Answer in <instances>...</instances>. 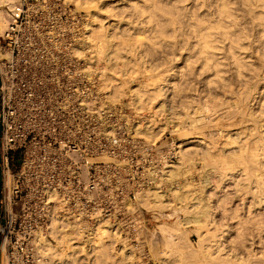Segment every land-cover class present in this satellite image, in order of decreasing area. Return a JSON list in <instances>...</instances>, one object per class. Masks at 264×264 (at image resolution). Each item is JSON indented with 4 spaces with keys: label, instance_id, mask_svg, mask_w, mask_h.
<instances>
[{
    "label": "built area",
    "instance_id": "2783aa9c",
    "mask_svg": "<svg viewBox=\"0 0 264 264\" xmlns=\"http://www.w3.org/2000/svg\"><path fill=\"white\" fill-rule=\"evenodd\" d=\"M3 7L0 264H52L40 234L86 247L112 232L115 246L138 248L159 219L139 197L163 191L178 151L147 140L129 102L114 101L97 51L83 47L87 17L74 2Z\"/></svg>",
    "mask_w": 264,
    "mask_h": 264
},
{
    "label": "rangeland",
    "instance_id": "374dc122",
    "mask_svg": "<svg viewBox=\"0 0 264 264\" xmlns=\"http://www.w3.org/2000/svg\"><path fill=\"white\" fill-rule=\"evenodd\" d=\"M70 1H72L76 4V2L74 0H70ZM105 1L108 2L111 9H109V12H107L108 17L105 13L103 15L104 20L102 23H103L104 28H100L99 22L91 20L89 15H90V11L94 10L92 6H91L89 12L87 10L88 6L84 9L79 8L77 4H76V6L79 10H83V12L85 13V16L87 17L86 19L88 22L92 23L91 21H93L92 29L97 30V32L95 31L96 34L98 33L97 39L100 37V39L107 40V37L110 35L111 38L108 37V39L115 41L118 46L121 45V46H119L120 47L119 49H122V50H120L121 51L120 56H119L120 58L118 57L120 63L117 62L118 64H116L117 65L116 67L114 66L115 65L114 61H113L114 64L111 62V64H109V66H107L106 63L103 62V60H101V58H100L101 61L99 64L101 67V72L103 74L102 76H103V78L105 77V83L109 84V86L113 89L114 101L121 102L124 100V101L129 102L132 111L134 112V114H136L138 116L141 127L143 128V129H141V132L143 134L146 133V134H144L145 138L149 141L157 142V145L162 146L163 151H165V153H166V152L172 151V150L178 151L177 147L179 145V142L184 140L185 138L188 139V138L194 137L195 140L192 138V139H190V141H192V140L197 141L198 138L202 137L203 138L202 143L203 144L207 143V145L211 146L212 150L214 151V153L217 156H220L222 154L221 153L222 149H226V147H227V150H228V149L235 147L237 145V144L231 145L232 141L228 140L229 139L228 136L232 135L234 138V136H235L234 134H236V132L238 130L242 131V133H243V136L241 135V137L243 139L242 141L245 142L244 138L247 135L245 128L246 127L248 128L252 123L249 124L250 122H248L245 124H239L237 121L233 122L231 120H226V118H223L219 115V113L221 111L219 113L218 112L213 113V112L209 111V109L207 107L204 106L205 103L202 104L203 105V111H201V113H197L195 115L198 117H200L202 115V117L204 119V121L202 120V124L201 123L199 125L197 124L198 126L194 127L190 123V122H192L191 119L193 120V118H192L193 114L191 115V111L189 112L190 108L187 109L189 97L191 96V94L196 93L197 95H200L202 93V90L204 89V80L207 77V75L209 74L208 72L211 71V70H208L204 73L202 72L201 74H199V76L198 75L192 76L193 77L192 78L190 74L187 75L189 73V70L187 68V71H186V69H185L186 66H184L185 64H184V59L182 58V56L185 58V56L188 54V51H190L192 49V47L186 48V46H192L191 43L193 42V40H192L193 38H191L193 36V28H192V30L189 29L191 27L189 24L192 21L194 22V20L191 19L192 14H188V12L189 11L191 12V10H192V8H191L192 0H187V1L186 0H173V2H170L172 0H166V2H164L165 0H162L164 3H161V1L158 0L160 5H163V6L166 5L165 8H167L166 10H168V12H169L170 7H172V5H173L174 9L173 8H172V10L170 9V12L171 11L175 12V9H176L175 6H178L177 9H180L181 11L183 8H184V10H186L185 11L186 14L184 13V10L182 12H179L180 14H178V11L176 9V11H177L176 14H178L180 19L182 18L181 21L185 20L184 22L186 24L185 23H184L185 25L183 24V28H184V26H187L186 29L188 28V30H186L184 28L185 31L183 30V33L181 35L182 39L184 38V40H186V42H185L186 45L183 44L184 42H181L182 41V39H181V41L178 42V44H180V45L175 43L176 46L173 44V47H172V44H170L168 42H164L163 40L155 39L156 35L158 36V33H155L156 31H154L153 30L154 27H152L154 22H155L154 24H156V22L157 23L160 22L162 24H165V21H162V18H164V16L165 17L168 16L169 13H167V14L162 13V10L160 8H157L158 6L154 7V9L156 10L157 13H152L154 10L152 11L153 6H151L150 7L151 11H147L146 15H149L147 13H150L149 19H151L152 21L154 19L155 20L153 22H151V20H150V22H148L149 24L148 23L146 24L145 23L146 21L143 22V20H146V18L138 16L139 15V14H137L138 12H135L134 11L135 9H133L131 7L132 3L137 2L139 0H104V2ZM168 1L170 3H168ZM188 1H191V2H188ZM218 1L219 0H213V1H211V3L209 2V7L206 6L209 10L205 7L208 11L205 10V8H201L200 5H198L199 8H197L198 9L197 15L199 16L200 15L199 13H201V15L199 17H202L203 15L206 14V12H207V14H208V12L213 13L216 10L215 8L217 7L216 5H217ZM129 3H131V4H129ZM167 3H168V5H167ZM184 4L187 8L184 6ZM233 4L234 3H232V5ZM235 5L232 6L234 12L241 14L243 12V9H239V8H242L241 4L237 3L238 6L236 5L237 8L234 9ZM163 6H161V7H163ZM210 6H212V7L210 8ZM168 7H169V9H168ZM212 8H214L215 10ZM1 9L3 10L4 7H1ZM202 9H203V11H202ZM237 9L241 10V13L239 10L237 11ZM110 10H112V14H111ZM210 10H213V11H210ZM4 12H5V10H4ZM158 12L160 14H158ZM108 13H110V14H108ZM161 13L163 14V17H161L162 16ZM153 14H155V18L153 17ZM183 14H185V15H183ZM4 15L6 16V13H4ZM159 15H161L160 16L161 18L159 17ZM209 15H211V14H209ZM209 15H208V17L213 18V15H211V16H209ZM239 16L241 17L242 15H239ZM139 17L142 21L141 23H139L140 22ZM240 17L238 20L240 22L243 21V24L241 25V23H242L241 22V23H239V25H237V27H240V25H241V29L243 28L244 29L243 31H245L246 30V27H245L246 24L244 22H246V20H247V26L248 25L250 26V22H248L249 19L246 18L245 20H243V18L242 17L240 18ZM188 18H189V20H188ZM186 20H187V22H186ZM118 21H119V28L117 27L118 29L114 28L116 30L113 31L111 29V31L105 32L106 34L104 33L105 30H108L107 27L110 24L116 23ZM131 21L134 23H132ZM188 21H190V22H188ZM137 23L140 24L141 26L138 25V27H137V25H136ZM142 23H143V25L145 23L146 26L145 25L142 26ZM244 24H245V26H244ZM131 25L133 27H134V25H136L135 27L137 29H134L135 27L131 28L132 27ZM150 25H152V26L150 27ZM132 29H133V31H132ZM190 30L192 31L191 33H190ZM247 30L248 31L251 30V31H250V33L247 32L246 38L244 41H242V44L244 42L245 43L251 42L250 41L251 39H254V40L257 39L254 42H258V37L254 33L255 31H253L251 28L250 29L247 28ZM99 32L105 34L104 36H102L103 38H101ZM185 32H187V33L189 32V35ZM184 33L186 34V36ZM183 34H184V37H183ZM190 34H192V35H190ZM249 34H250V36L247 37ZM105 36H107V37L105 38ZM113 37H114V39H113ZM248 39H249V41H248ZM188 40L189 41L191 40L190 41L191 43ZM188 42L190 43V45L188 44ZM181 43H182L183 47H182ZM243 45H246V44H243ZM178 47H181L182 49H180ZM133 48H135L136 50H134ZM240 48L241 47H239L238 51L241 53L244 52L241 55H246L251 50L249 48V46H246L247 50H245L246 48L245 49L244 48L240 49ZM142 49H144V50H142ZM101 50H102L101 54H103V55L105 53L106 54L108 53V54L114 56V52L111 49H101ZM131 50H132V52H131ZM137 50H138V52H137ZM182 50H184V51H182ZM172 52H174V53H172ZM121 53H123V54H121ZM137 53H139V54H137ZM124 54L126 57L124 56ZM260 55H262V57H259V59L261 61L257 60L256 62H254V64L251 65V68H252V66L254 67V69H256L255 67H257V70H255L254 72L255 73L261 72L262 75H264V68H263L264 67V58H263L264 53H260ZM121 56L123 59L121 58ZM124 58L125 59L127 58L128 60L127 59L126 60L128 62ZM132 58H133V60L130 62V60ZM120 59H122V60H120ZM123 60L127 63H125V62L123 63ZM248 60H249V58H248ZM252 60H253V58H252ZM134 61L137 64H135ZM249 61H251V60H249ZM224 68H223V70L225 71ZM226 68L228 69V67H226ZM151 69H152V71H151ZM169 69H170V71L168 72ZM252 69H251V71L246 69V73L244 72L245 70L243 71V74L244 73L245 74L250 73V74L246 75V77L247 76L249 77L246 79L247 81L245 80V78H244L245 81L244 80L242 81L243 82L242 88H245L244 91L248 88H249L248 90L250 92L253 91L252 93H250V96L252 95L253 98L251 97L252 99H250L251 102H250V105H248L250 107H248L245 103V104H241V105H243L242 106L243 108L242 107L241 108L244 111V113H246V114L250 113L251 110L253 109L252 111L256 112L255 114L259 118V120L261 118V120L259 122V127L257 126V128L255 129L256 131L254 129L252 130L253 137H255V136L257 137V135L258 136L264 135V99H263V97H264V78L260 79L261 82H259V79L256 78L257 81L255 82V78L254 77L251 78V76H250L251 72L254 70V69L253 70ZM131 70H134V71L132 72ZM177 70H178V72H177ZM184 71H186L188 73H185ZM167 73H168V78L170 80L169 82L171 83L168 86V88H169L168 92L169 93L166 92V94H165L167 96H165L164 94H162L161 97H160L161 94H157L158 96L155 94L153 96L150 95L151 92L157 87V84H159L158 80L161 79V77H163V75L164 76L167 75ZM223 75H225V76L228 75V72L226 71ZM154 76H156V77H154ZM183 78L184 79L190 78L189 79L190 81L184 80ZM249 79H250V81L252 80L251 81L252 83L249 82ZM191 80H193V81H191ZM258 82H259V84H258ZM185 83H186V85H185ZM189 83H191V84H189ZM244 84L246 85L245 87H244ZM247 84L250 86L248 87ZM163 85L164 84H162V86ZM136 88L137 89L141 88L140 89L141 90L140 95H141V105L142 106H138V104H137L136 95H134L135 94L134 89H136ZM192 88H195L196 91H193ZM147 89H150L151 91L150 90L146 91ZM119 92H120V94H119ZM155 96H157V97H155ZM150 97L151 98L153 97V98L150 99ZM217 97H219V96L217 95ZM164 98H166L169 105L171 104L170 106H173L175 109L177 108L178 112L180 113V115H177L179 118L177 117V119L176 118H174L175 120L173 119L174 122L169 123L167 121L168 119L165 117L166 116L165 111H163V113L161 111H158L159 104H160L162 99L165 100ZM202 101H203V99H202ZM202 101H200V102H202ZM247 108H249V110H247ZM188 114L191 116H189ZM184 123H185V125H184ZM233 124H235V125H233ZM147 126L150 127L153 134H157L155 138H151L149 135H147L148 133L145 132ZM183 137H184V139H183ZM257 138H259V137H257ZM257 140H255V141H257ZM230 142H231V144H230ZM242 143H240V144H242ZM203 144L199 145L198 148L199 147L201 148L202 146H204ZM248 144L250 145V143H248ZM258 144L259 145L261 144L260 146H262V145L264 146V136H263L262 140H259V142H257L256 144H254L252 146L255 147ZM247 146H246V148L248 150L250 149V147H252L251 145L248 147ZM192 147H194V145L189 144L188 148L190 149ZM249 152H252V149ZM202 156H203V154H201L200 156H196L197 158L194 157L195 159L194 158L192 159L194 161V164H193L192 160H191L192 163H190L191 162L190 160H188L189 162H187L186 167L188 168L187 173L189 175L186 173L187 176H185V177H188V178H186L188 180L185 179V182L190 181L191 186L190 185L185 186L186 188H185L182 196H184V198H185V196L187 195V192H185V191H186V189L188 190V188L190 189V191L188 190L190 193L188 192L189 195H188V197L186 196L185 201L183 202V205H184L183 209H181V210H179L180 206L177 204L178 203L177 199H179L181 194H178L180 196L177 198V194L175 195V194H173V192L170 193L172 186H173L171 183H173V182H169L166 179L167 173H168L167 171L170 170L171 168L168 167L167 169H165L166 175H164V177L165 176L166 177H165V181H164L163 191H166V195L168 197L166 196V202L160 206H156L155 204H153V202L151 201L152 199L150 200V197H149L148 201L150 200L149 202H151V204L148 201H145V202L143 201V203H146L147 206L149 204V206H148L149 208L158 210L157 212L159 213V219L157 220L156 224H155V221H153L152 224H147L146 228L142 232H140L139 236H140V240H141L140 242L141 243L138 246V248H135V247L124 248V249H131V250L125 252L124 249L119 248V246H115L113 240H116V239H114L116 236H114L112 234V232H107L106 235L101 236L100 240H98L97 242H94V246H88L87 245L86 247H85L86 244H84V242L82 241L81 238L77 239L78 244H74V243L69 241V238H71V237L66 235V236H63L64 239L60 238L61 239L60 241L59 240L53 241V244H52L42 234L41 236H39V240L41 239L42 241L38 242L40 247L41 248L44 247V248H42L44 250V252L51 253V255L53 257L52 264H56V263L57 264H139V262H142L143 264H202V263L204 264V262H202L203 258L201 259V256L202 255H203L202 257L206 256V253H205L206 250L207 251H210V249H211V251L214 250L215 246H213L212 244L217 243L216 241H219L220 239H221L220 243L222 241L223 246L227 247L228 250L230 248L231 249H236V248L239 249L240 248L243 252H245V250H246L245 253H248L249 251H251V252L253 251L255 253L257 252L258 257H260V255L262 254L261 255V257H262L264 254V252H263L264 251V205L260 206V208L257 207L258 209L256 207H252L250 210H248L247 209L248 206L245 205L247 207H244L243 205H241L240 201L234 200L232 202V199H230L231 200L230 201L229 198L234 197L232 195H234V193H235L234 187H236V186H234V184L230 181V179H228L229 177H225V176L223 177L224 172H223V170H221V167L217 166L216 164L211 163V161L207 158L203 159ZM198 157H199V159H198ZM178 160H179V155L177 153V159L175 160L176 161L175 163H177ZM188 164H189V166H188ZM193 166H194V168H193ZM213 168H215V169H213ZM263 168H264V162H263V165L261 168L262 173L260 174L261 178H263V181H264V169ZM207 176L209 177L210 185H209V187H208V185H206V189H204L205 191L203 194H205L206 197L204 196L203 200L205 198L206 199L204 201H206L208 199L206 202H209L211 205V211H210L211 216L208 217L209 219L204 220L205 222L203 224H206L208 226L204 225L203 228L201 227L202 229L194 226V224L192 226V223H190L189 225L186 224L187 225L186 226L185 224L181 223L182 220L185 218V213H186L185 210L187 209V211H190L192 213L191 210H193V209L191 208V205L195 201L192 202L190 199L193 198V194H194L193 191H194V189H196L200 186V183L203 180V178L207 177ZM192 184H193V186H192ZM194 187H196V188H194ZM237 187L239 188L240 186H237ZM231 193H232V195H231ZM150 194L151 193H149V195ZM172 195L174 196V198ZM225 195H228V199L223 200V199H225ZM230 195H231V197H229ZM180 198H182V197H180ZM227 200H229V201H227ZM248 202H250L249 198H248ZM151 206H153V207H151ZM225 206H227V207H225ZM241 206H242V208H241ZM156 207H157V209H156ZM186 216H187V214H186ZM216 224L218 226L219 225H225L226 228H229L227 230L225 229L226 234L225 233L222 234L221 230H220L222 228L221 227L218 228ZM227 231H228V234H227ZM215 232L216 233L218 232V233L216 234ZM222 235H224L225 237L223 238ZM214 237H215V240H214ZM213 241H215V242H213ZM76 245H80V246L75 247ZM211 245H212V247H211ZM89 247L90 248L93 247L92 250L88 249ZM182 247L184 249H182ZM191 252H194L195 254L191 253ZM189 253H190V255H189ZM67 255L69 256V258H67L68 257ZM58 256H60V257H58ZM59 259H60V261H59Z\"/></svg>",
    "mask_w": 264,
    "mask_h": 264
},
{
    "label": "bare ground",
    "instance_id": "6f19581e",
    "mask_svg": "<svg viewBox=\"0 0 264 264\" xmlns=\"http://www.w3.org/2000/svg\"><path fill=\"white\" fill-rule=\"evenodd\" d=\"M9 1L10 0H0V6L1 5L5 6ZM74 1L76 2V4L78 5L79 8H83L84 9V8H86L88 6L87 7L88 12H89V10H90V8L92 6L94 10L93 11H90V15H89L90 18H91V20L96 21V22H99L100 23V28H104L103 23H102L103 20H104L103 15H104V13L107 15V12H109V9H111L110 6H109V4H108V2H106V1L104 2V0H74ZM160 1H161V3L166 2V0L164 2L162 0H160ZM211 1H213V0H211ZM211 1L210 0H192V3H191L192 10H191V12L190 11L188 12V14H192V18L191 19L194 20V22L192 21L190 24L188 23L191 26V27L189 26L190 27L189 29L192 30V28H193V36L191 37V38H193L192 39L193 42L191 43L190 42L191 40L190 41L188 40L191 43L192 46H186V48L192 47V49L190 51H188V54L185 56V58L181 55L182 58L184 59V64H185L184 66H186V68L185 67L184 68L186 69V71H187V68L189 70V73L186 72V71H184V72L185 73H188L187 75L190 74L191 77H192V76H197V75L199 76V74H201L202 72L204 73V72H206L208 70H211V71L208 72L209 74L207 75V77L204 80V89L202 90V93L200 95H197L196 93L195 94H191L192 97L189 95L191 98L189 97V101L187 100L188 101L187 109L190 108L189 112L191 111V115L193 114V116H192L193 120L191 119L192 122H190V123L194 127L198 126L200 123L202 124V120L204 121L202 115L200 114L201 115L200 117L195 116V115L197 113H201V111H203V105L202 104L205 103L204 106L207 107L209 109V111H211L213 113H216V112L219 113L221 111L219 113V115L221 117H223V118H226V120H231L233 122H236L237 121L239 124H245V123L250 122L249 124L252 123L253 125L251 124L248 128L247 127L245 128L246 129L245 131L247 132V135L244 138L245 142L242 141L243 139H242L241 135L243 136V133L240 130L237 131L238 133L236 132V134H234L236 137L234 136V138H233L232 135L231 136H228L229 139L228 138L227 139L230 140V141H232V144H231V142H230V144L231 145L237 144V145L235 147H232V148L228 149V150H227V147H226V149H222L221 150V153L222 154L220 156H217L214 153V151L212 150L211 146L207 145V143H205V144L202 143L203 142V138L202 137H200V138H198L199 136L197 137L199 141L198 140L197 141H194L195 140L194 137H192L194 139L192 141H190V139H192V138H188V139L185 138L184 139V137H183L184 140L180 141L179 142V145L177 147V149L179 151V152H177L178 155H179V160H178L177 163H175L176 162L175 161L174 163H172L171 165H169L171 169L167 171L168 172L167 173V177L166 176L165 177H166V179L169 182H173V183H171L173 186H172V189H171V192L170 193L173 192V194H175V195L177 194V198L180 196L178 194H181L180 197H182V198L179 197V199H177V201H178L177 204L180 206L179 207L180 208L179 210L183 209V206H184L183 205V202L185 201L186 196L188 197V195H189L188 192L190 191L189 188H188L189 191L186 189L185 192H187V195L185 196V198H184V196H182V194L184 193V190L186 188L185 186L186 185L187 186L190 185V181H188V182L186 181L187 183L185 182V179L188 178V177H185V176H187L186 173H187V170H188V168L186 167L187 166V162H189L188 160L191 161L194 157L200 156L201 154H203V156H202L203 159L204 158H207V159H209L211 161V163L216 164L217 166L221 167V170H223V172H224L223 177L224 176L225 177H229L228 179H230V181L234 184V186H236V187H234L235 188V190H234L235 193L233 192L234 195H232V193H231V195L234 196V197L233 198H229V200L232 199V202L234 200L240 201L241 205H243L244 207H247L248 206V208H247L248 210H250L252 207H256V208L259 207L260 208V206L264 205V181H263V178H261V176H260V174L262 173V169L261 168H262V165H263V162H264V146L263 145L260 146L261 144L260 145L258 144V145H256L254 147L252 145H254L257 142H259V140H262V138H263L264 135L263 136L261 134H260L261 136H258L257 135V137H259V138H257L256 136L253 137L252 130L253 129L255 130L257 128V126L259 127V122H260L261 118L259 120V118L255 114L256 112H253L252 111L253 109L248 114L244 113V111L242 110V108H243L242 106L243 105H241V104H245L246 103V105L248 106V105H250V102H251L250 99L253 98L252 95L250 96V93H252L253 91L250 92L248 90L249 88L244 91L245 88H242V84H243L242 81L244 80V78H245V80L247 78H249L248 76L246 77V75L250 74V73L245 74L246 73V69L249 70V71H251L252 68L254 69L253 66L251 68V65H253L254 62H256L257 60L258 61H261L259 59V57H262V55H260V53H264V0H233V1L232 0H219L218 3H217V5H216L217 7L215 8L216 10L214 8H212V9L215 10L213 13H209L208 12V14H207V12H206L205 15H203L202 17H199L201 15V13H199L200 14L199 16L197 15L198 14L197 13V11H198L197 8H199L198 5H200L201 8H205L206 6L209 7V2L211 3ZM170 2H173V0L170 1ZM170 2L168 1V3H170ZM188 2H191V1H188ZM168 3H167V5H168ZM232 3H234L233 5H235V4L237 5V3L241 4L242 8H239V9H243V12H242L243 14L241 13V10H239V9H237V11L239 10L241 14H238L237 12L235 13L234 10H233V7H232L233 6ZM129 4H131V3H129ZM236 5H235L234 9L237 8ZM151 6H153L152 11L154 10L152 13H157L156 10L154 9V7H156V6H158L157 8H160L162 10V13H165V14L169 13L168 16H166V17L164 16L165 19L162 18V21H165V24H162L160 22L159 23L156 22V24H154L155 23L154 22L153 23V26L150 25V27L151 26L154 27V29L153 28L152 29L154 31H156L155 33H158V36L159 37L156 35L155 39H157V40L159 39V40H163L164 42H168V43L172 44V47H173V44L174 45H175V43L178 44V42L181 41V39H182V36L181 35L183 33L184 28L186 29V27H187V26H184V28H183V24L185 23L184 22L185 20L184 21H181L182 18L180 19L179 16H178V14H180L179 12H182L184 10V8L183 9L181 8L182 9V11H181L180 9H177L178 6H175L176 9H177V11H178V14H176L177 13L176 9H175V12H172V11L170 12V9L171 10H172V8L174 9V7L172 5V7H170V9L168 7V9H169V12H168V10H166L167 8H165L166 5L165 6L160 5V3H159L158 0H139L137 2L132 3V5H131V7L133 9H135L134 11L135 12H138L137 13V14H139L138 16L143 17V18H146V20H143V22L146 21L145 22L146 24L148 22H150V20H151V19H149L150 13H147L149 15H146V12L147 11H151L150 10V7ZM161 6H163V7H161ZM184 6H185V4H184ZM211 7L212 6H210V8ZM206 8H205V10L208 9V8L207 9ZM110 11H111V14H112V10H110ZM185 11L186 10H184V13L186 14ZM202 11H203V9H202ZM210 11H213V10H210ZM4 13H5L4 10H0V34L2 33L4 27H5L6 23H7V20L5 18L6 16L4 15ZM162 13H161L162 16L159 15V17L160 16L163 17V14ZM108 14H110V13H108ZM158 14H160V13L158 12ZM185 14H183V15H185ZM209 14L213 15V18L212 17L211 18L208 17ZM211 15H209V16H211ZM239 15H242V16L244 15L243 17L241 16L243 18V20H245L246 18L249 19V21H248V22H250V26L248 25L249 27L247 26V20H246V22H244L246 24V26L244 24V26L246 27V30L245 31H243L244 30L243 28L241 29V25L243 24V21H241L242 22L241 23L238 20L239 17H240ZM107 17H108V15H107ZM140 17H139V19H140ZM153 17L155 18V14H153ZM188 20H189V18H188ZM93 21H91L92 23H90L88 21H87L88 23H86V32H85V35H84L83 47L95 49L97 51V55H99V58H98V62L99 63H100L101 60H103V62H105L106 65L109 66V64H111V62L113 64L115 62V65L114 66L116 67L117 66L116 64H118L117 62H119L118 57L120 56V52H121L120 50H122V49H119L120 48L119 46H121V45L118 46L115 41H113L111 39H108V37L111 38L110 35L109 36L107 35L108 37L105 36V38L107 37V40L100 39V37L97 39V36H98L97 35L98 33L96 34L97 30L92 29V27H93ZM153 21L151 20V22H153ZM141 22L142 21L140 19V22L139 23H141ZM186 22H187V20H186ZM188 22H190V21H188ZM132 23H134V22H132ZM145 23H144V25H145ZM239 23H241V25H240V27H237V25H239ZM136 25L138 27V25H140V24L137 23ZM136 25H134V27ZM144 25L142 23V26H144ZM117 27L119 28V21L116 22V23L110 24L107 27L108 30H105L104 33L107 32V31L108 32L111 31V29L114 31V30H116L114 28H117ZM134 27L132 26L131 28H134ZM247 28H249V29L251 28L253 31H255L254 33L258 37V42H254L257 39L256 40L251 39L250 40L251 42H248V43L247 42L246 43L244 42L243 43V44H246V45H243L242 44V41H244L245 38H246L247 32L250 33V31H251V30L248 31ZM134 29H137V28L135 27ZM186 30H188V28ZM191 30H190V33L192 32ZM132 31H133V29H132ZM99 33H100L101 38H103L102 36H104L106 34V33L103 34L101 32H99ZM185 33H187V32H185ZM184 34H183V37H184ZM187 34L189 35V32ZM190 35H192V34H190ZM185 36H186V34H185ZM249 36H250V34L247 37H249ZM113 39H114V37H113ZM183 40H184V38L182 39L181 42H184L183 44L186 45V43H185L186 40H184V41ZM248 41H249V39H248ZM189 42H188V44L190 45ZM178 45H180V44H178ZM181 45H182V43H181ZM238 46L241 47L240 49H242V48L245 49L246 46H249V48L251 50L249 49L250 52L247 53V54L245 53L246 55H241L244 52H242V53L239 52L238 51L239 50V47ZM182 47H183V45H182ZM178 48L182 49L181 47H178ZM101 49H111V50H113L114 56H112V55H110L108 53L107 54L105 53L104 55L101 54L102 53V50ZM133 49L136 50L135 48H133ZM142 50H144V49H142ZM184 50H182V51H184ZM245 50H247V48ZM131 52H132V50H131ZM137 52H138V50H137ZM172 53H174V52H172ZM121 54H123V53H121ZM137 54H139V53H137ZM124 56H125V54H124ZM100 58H101V60H100ZM121 58H122V56H121ZM248 58L251 61H249ZM252 58H253V60H252ZM263 58H264V55H263ZM122 59H120V60H122ZM132 60H133V58L130 60V62ZM135 61H134V63H135ZM124 62L125 61L123 60V63ZM127 62H125V63H127ZM135 64H137V63H135ZM226 67H228V69ZM223 68L225 69V71L223 70ZM255 68L256 69H254V70L252 69L253 71L251 72V75L250 76H251V78H253V77L255 78V82L257 81V79H259V82H261L260 79L264 78V75H262L261 72L260 73H258V72L255 73L254 71L257 70V67H255ZM131 71L133 72L134 70H131ZM151 71H152V69H151ZM169 71H170V69L168 70V72ZM226 71L228 72V75L225 76L223 74ZM243 71L245 72L244 74H243ZM177 72H178V70H177ZM154 77H156V76H154ZM190 78H188V79H184L183 78V79L190 81L189 80ZM158 81H159V84H157V87L151 92L150 95L153 96L154 94L155 95L161 94L160 95V97H161L162 94L165 95L166 92L169 91L168 90L169 89L168 86L171 83L169 82L170 80L168 78V73L165 76L163 75V77H161V79H159ZM191 81H193V80H191ZM251 81L249 79V82L250 83H252ZM259 82H258V84H259ZM191 83H189V84H191ZM162 84H164V85L162 86ZM185 85H186V83H185ZM245 86L246 85L244 84V87ZM249 86L250 85H248V87ZM140 89L141 88L134 89V93H135L134 95H136V100H137L138 106H142L141 105V95H140L141 90ZM148 90H150V89H147L146 91H148ZM192 90L193 91H196L195 88H192ZM119 94H120V92H119ZM112 95H113V89H112ZM217 95L219 97H217ZM157 96H155V97H157ZM165 96H167V95H165ZM152 98L150 97V99H152ZM164 99L165 100H163V99L161 100V102L159 104L158 111H161L162 113H163V111H165L166 112V116L165 117L168 119L167 121L169 123L170 122H174V120H175L174 118L177 119V117H178L177 115H180V113L178 112L177 108L175 109L173 106H170L171 104L169 105V103L167 102L166 98H164ZM202 99H203V101H202ZM263 99H264V97H263ZM200 101H202V102H200ZM248 107H250V106H248ZM247 110H249V108H247ZM191 115H189V116H191ZM184 125H185V123H184ZM233 125H235V124H233ZM145 132H147L148 133L147 135H149L151 138H155L156 135H157V134H153V132L151 131V129H150L149 126L146 127V131ZM144 134H146V133H144ZM255 140H257V141H255ZM247 142L250 143V145L252 146V147H250L249 150L246 148L247 145L250 146ZM240 143H242V144H240ZM189 144L190 145L193 144L194 147H192V148L189 149L188 148ZM202 144L204 146H202L201 148L200 147L198 148V146L199 145H202ZM251 149H252V152H249ZM198 159H199V157H198ZM192 161L190 163H192ZM193 164H194V161H193ZM188 166H189V164H188ZM193 168H194V166H193ZM213 169H215V168H213ZM165 175H166V173H165ZM186 180H188V179H186ZM208 183H209V177L207 176V177H204L203 178V180L201 181L200 186L198 188H196V187H194L196 189L193 188L194 189V191H193L194 192L193 198L192 199L189 198L192 202L195 201L191 205V208L193 210H191L192 213L190 211H187V209L185 210L186 211L185 218L182 220V222H181L182 224H185V225L188 224L189 225L190 223H192V226L194 224V226L199 227V228H201V227L203 228V226L206 225V224H203L205 222L204 220L209 219L208 217L211 216L210 215L211 205H210L209 202H206L208 199L206 201H204L206 198L203 200L204 196L206 197V195L203 194L204 191H205L204 189H206V185H208V187L210 185V183L209 184ZM192 186H193V184H192ZM237 186H240V187L238 188ZM149 193H151V194L149 195ZM231 195L229 197H231ZM166 196H167L166 195V191L151 190L150 192L142 193L140 195L139 199L142 202L143 201L145 202V201H148V199L150 197V200L152 199L151 201L153 202V204H155L156 206H160V205H163L166 202ZM173 198H174V196H173ZM248 198L250 199V202H248ZM226 199H228V195H225V199H223V200H226ZM229 200H227V201H229ZM149 203L151 204V202H149ZM245 205H247V206H245ZM148 206H149V204H148ZM151 207H153V206H151ZM225 207H227V206H225ZM241 208H242V206H241ZM156 209H157V207H156ZM186 214H187V216H186ZM206 226H208V225H206ZM217 227L218 228L219 227L222 228V229H220L222 234H224V233L226 234L225 229L226 230L229 229V228H226L225 225H219V226L217 225ZM227 234H228V231H227ZM39 236H41V234ZM222 236H223V238L225 237L224 235H222ZM214 240H215V237H214ZM220 240L219 241H216L217 243L212 244L213 246H215L214 247V250H212V251H211V249H210V251H207L206 250V252H205L206 253V256H204L205 258L202 257L203 255L201 256V259L203 258L202 262H204V264L205 263L206 264H264V254H263L262 257H261L262 254L260 255V257H258V253L256 252L257 253L256 254L253 251L252 252L249 251L248 253H245L246 250H245V252H243L240 248L239 249H237V248L236 249H231L230 248L228 250L227 247L223 246L222 241L220 243ZM39 241L41 242L42 240L41 239L39 240V237H38V242ZM213 242H215V241H213ZM212 245H211V247H212ZM42 248H44V247H42ZM182 249H184V248L182 247ZM129 250H131V249H124L125 252H127ZM191 253H194V252H191ZM189 255H190V253H189ZM58 257H60V256H58ZM67 258H69V256ZM59 261H60V259H59Z\"/></svg>",
    "mask_w": 264,
    "mask_h": 264
},
{
    "label": "crops",
    "instance_id": "0c3cea01",
    "mask_svg": "<svg viewBox=\"0 0 264 264\" xmlns=\"http://www.w3.org/2000/svg\"><path fill=\"white\" fill-rule=\"evenodd\" d=\"M1 7H3V5L0 6V10H2ZM2 226H3V193H2V182H1V174H0V231L2 229Z\"/></svg>",
    "mask_w": 264,
    "mask_h": 264
}]
</instances>
